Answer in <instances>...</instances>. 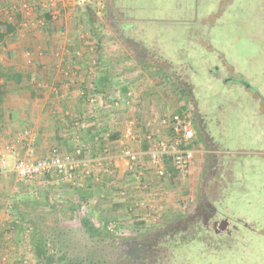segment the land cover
<instances>
[{"label": "rangeland", "instance_id": "1", "mask_svg": "<svg viewBox=\"0 0 264 264\" xmlns=\"http://www.w3.org/2000/svg\"><path fill=\"white\" fill-rule=\"evenodd\" d=\"M52 1L51 15L39 13L56 23L62 0ZM69 2L62 31L75 33L84 55L109 71V101L130 106V118L142 122L148 140L183 115L194 131V156L183 174L169 163L158 168L145 157L140 137L142 157L133 169L123 157L116 165L98 159L93 178L86 161L75 159V177L16 181L7 229L16 235L9 246L16 251L3 263L103 264L113 240L187 213L206 166L207 149L195 139L191 119L201 112L222 134L219 144L231 160L229 173L217 178L216 199L231 221L248 229L239 228L233 239L206 233L189 240L191 248L171 247L173 257L165 255L163 264H264V0H129L134 31L128 37L148 51V59L135 57L109 29L105 0ZM102 171L108 175L103 180Z\"/></svg>", "mask_w": 264, "mask_h": 264}, {"label": "crops", "instance_id": "2", "mask_svg": "<svg viewBox=\"0 0 264 264\" xmlns=\"http://www.w3.org/2000/svg\"><path fill=\"white\" fill-rule=\"evenodd\" d=\"M61 2L53 23L48 0H0V22L13 29L0 42V153L11 164L18 158H45L56 147L73 155L82 148V155L75 158L84 159L89 176L97 178L96 160L124 163L120 150H136L140 157L141 145L148 158L149 140L142 122L130 118L134 116L130 106L109 101L113 100L105 86L109 71L98 69L99 60L84 55L75 33L66 27L62 31L61 13L72 10L69 0ZM38 20L45 25L39 26ZM113 112L111 121L103 122ZM140 137L145 144L140 145ZM104 177L108 175L102 171L100 179ZM15 178L10 169L0 172V264H6L3 256L11 257L16 251L9 247L16 235L7 231L13 223L9 213Z\"/></svg>", "mask_w": 264, "mask_h": 264}, {"label": "flooded vegetation", "instance_id": "3", "mask_svg": "<svg viewBox=\"0 0 264 264\" xmlns=\"http://www.w3.org/2000/svg\"><path fill=\"white\" fill-rule=\"evenodd\" d=\"M128 2L129 0H105V22L135 57L148 59V51L139 42L128 37L134 31L132 19L128 17L131 12L127 11ZM123 39H129L131 44ZM206 116L207 114L201 112H193L191 116L197 129L195 139L200 138L207 153L205 173L190 209L179 218L152 230L113 240L108 246L103 264H163L165 255L170 254L173 257L172 252H169L171 247L172 250L175 246L182 250L185 247L191 248L189 240L199 239V236L206 233L233 239L231 236L238 233L239 228L248 229L243 221H231L224 212V206L216 199L219 191L217 178L229 173L231 160L227 156L229 151L225 152L219 144L222 134L217 129H211ZM190 215L192 219H188ZM168 261L173 263L175 259L170 258Z\"/></svg>", "mask_w": 264, "mask_h": 264}, {"label": "built area", "instance_id": "4", "mask_svg": "<svg viewBox=\"0 0 264 264\" xmlns=\"http://www.w3.org/2000/svg\"><path fill=\"white\" fill-rule=\"evenodd\" d=\"M53 3V1L51 0ZM37 24L45 25V21L38 20ZM167 131L160 136H150V150L148 159L150 164L161 168L163 163H169L178 173H185L194 156V131L191 123L182 115H174L166 125ZM165 129V130H166ZM167 133V134H166ZM75 155H82V148H78ZM75 155L53 148L50 154L38 160L26 158L15 159L11 164L5 155L0 153V172L10 169L18 181H33L40 177H75L78 162ZM128 165L133 169L138 164V154L132 149L124 148L121 151Z\"/></svg>", "mask_w": 264, "mask_h": 264}, {"label": "trees", "instance_id": "5", "mask_svg": "<svg viewBox=\"0 0 264 264\" xmlns=\"http://www.w3.org/2000/svg\"><path fill=\"white\" fill-rule=\"evenodd\" d=\"M129 7V6H128ZM129 10L130 7H129ZM49 15L47 14L45 17H48ZM139 21V20H137ZM12 27L9 24H4L0 22V42H2V40L12 32ZM92 264H96L94 261L92 262Z\"/></svg>", "mask_w": 264, "mask_h": 264}, {"label": "water", "instance_id": "6", "mask_svg": "<svg viewBox=\"0 0 264 264\" xmlns=\"http://www.w3.org/2000/svg\"><path fill=\"white\" fill-rule=\"evenodd\" d=\"M123 40H124L125 42H127V41L129 42V39H123ZM130 41H131V40H130ZM129 43L131 44V42H129ZM128 46L132 47L131 45H128ZM201 131H203V130H201ZM188 219H192V216L190 215Z\"/></svg>", "mask_w": 264, "mask_h": 264}]
</instances>
